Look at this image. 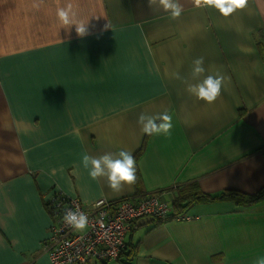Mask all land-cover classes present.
<instances>
[{"label": "crops", "instance_id": "obj_1", "mask_svg": "<svg viewBox=\"0 0 264 264\" xmlns=\"http://www.w3.org/2000/svg\"><path fill=\"white\" fill-rule=\"evenodd\" d=\"M174 2L176 18L158 0H0V264H52L46 201L55 193L92 208L154 192L171 201L192 180L211 194L264 186L256 41L264 0L227 17L195 0ZM201 57L205 72L194 78ZM208 75L223 78L212 103L187 91ZM142 114L157 124L170 116L171 136L149 135L137 160L141 184L114 193L106 177H90L83 157L135 153L146 136ZM187 214L157 225L136 220L126 235L136 252L130 264H253L264 256V199L198 203ZM99 263L124 264H91Z\"/></svg>", "mask_w": 264, "mask_h": 264}, {"label": "built area", "instance_id": "obj_2", "mask_svg": "<svg viewBox=\"0 0 264 264\" xmlns=\"http://www.w3.org/2000/svg\"><path fill=\"white\" fill-rule=\"evenodd\" d=\"M54 221L45 241L52 264H91L93 261L118 259L132 224L143 217H166L171 204L158 194L136 200L120 199L118 202L101 199L86 207L79 198L64 199L58 193L48 200ZM113 202V203H111ZM83 212L88 218L84 230L67 226L63 217L66 210ZM185 213L177 220L190 219Z\"/></svg>", "mask_w": 264, "mask_h": 264}, {"label": "clouds", "instance_id": "obj_3", "mask_svg": "<svg viewBox=\"0 0 264 264\" xmlns=\"http://www.w3.org/2000/svg\"><path fill=\"white\" fill-rule=\"evenodd\" d=\"M148 6L152 7L157 0H147ZM165 11L171 12V17L176 18L181 14V7L174 0H158ZM248 0H195L197 6H209L217 9L223 16L227 17L238 9H243ZM58 17L63 24H69V13L63 9L58 10ZM76 31L79 35H84L85 24L76 25ZM205 72L203 67V58H197L193 61L192 76L194 78L201 76ZM176 78L180 79L179 74ZM223 78L219 75H208L201 82L189 85L187 91L197 99L204 100L207 103L214 102L221 93ZM162 122L157 124L154 118L145 117L143 114L139 117V123L142 125V132L147 135L163 134L171 136L172 128L171 117L164 114L160 117ZM83 167L89 169V175L93 180L100 177L107 178V186L114 192L119 193L125 185L131 187L136 181V161L134 156L127 151L121 150L118 156L106 153L98 158H92L87 155L83 157ZM64 223L75 229L84 230L88 224L87 216L80 211L66 210ZM253 264H264V256H258Z\"/></svg>", "mask_w": 264, "mask_h": 264}, {"label": "trees", "instance_id": "obj_4", "mask_svg": "<svg viewBox=\"0 0 264 264\" xmlns=\"http://www.w3.org/2000/svg\"><path fill=\"white\" fill-rule=\"evenodd\" d=\"M257 35L258 36H256V41L258 43V47L262 55V58H264V29L260 30ZM148 137L149 135L146 134L143 145L135 153H131L134 156V159L136 161V181L135 183L137 185L141 184V178H140L139 171H138V161L137 160L145 148V144H146ZM153 194L156 195L159 193L154 192V193L145 194L144 196L153 195ZM64 199H67V198H64ZM125 199H132V198L128 197ZM263 199H264V186L260 188V190H258L254 194L243 193L240 191H223L221 194H211V193H206L202 190L198 180H192L186 184H179L175 187L172 200L171 201L167 200L168 202H170L172 208H171L170 213L166 217L164 218H157L155 216H146V217L151 218V220L155 222V225H157V224H161L163 222H166L172 219L174 220L177 217L184 215L185 213H187V210L192 205L198 204V203H209L214 200H232L240 205H248L250 203H257ZM113 202H118V200H115ZM46 205L50 211L49 201H46ZM131 230H132V226H131ZM125 243H126L125 247L120 252V255L117 260H120L124 264H130L131 262L130 256L131 254L133 253L135 254L136 252H133L134 245L131 246L132 243H129L127 240H125ZM123 255L125 256V258H122Z\"/></svg>", "mask_w": 264, "mask_h": 264}, {"label": "rangeland", "instance_id": "obj_5", "mask_svg": "<svg viewBox=\"0 0 264 264\" xmlns=\"http://www.w3.org/2000/svg\"><path fill=\"white\" fill-rule=\"evenodd\" d=\"M142 197V196H141ZM168 200V199H167ZM100 264V263H99Z\"/></svg>", "mask_w": 264, "mask_h": 264}]
</instances>
